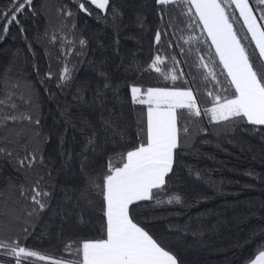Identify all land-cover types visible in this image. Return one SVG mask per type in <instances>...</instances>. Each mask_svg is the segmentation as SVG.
Instances as JSON below:
<instances>
[{
    "label": "trees",
    "instance_id": "trees-1",
    "mask_svg": "<svg viewBox=\"0 0 264 264\" xmlns=\"http://www.w3.org/2000/svg\"><path fill=\"white\" fill-rule=\"evenodd\" d=\"M79 2L33 0L7 33L0 16V240L65 261L82 239L103 237L107 162L144 138L146 106L132 102L130 86L191 88L203 110L215 81L205 80L202 63L219 74L218 58L200 28L186 27L180 6L110 0L107 12L86 4L88 15ZM11 6L0 0V11ZM156 56L161 73L149 69ZM179 112L188 133L167 195L157 194L165 202H138L136 217L180 264H249L264 245V126ZM31 156L30 166L18 163ZM173 195L182 202L167 203ZM7 251L0 249V264H15Z\"/></svg>",
    "mask_w": 264,
    "mask_h": 264
},
{
    "label": "snow or ice",
    "instance_id": "snow-or-ice-1",
    "mask_svg": "<svg viewBox=\"0 0 264 264\" xmlns=\"http://www.w3.org/2000/svg\"><path fill=\"white\" fill-rule=\"evenodd\" d=\"M155 2L159 5L176 4L184 9L182 14L188 18L186 27L200 28L204 43L208 46V55L218 58L219 74L210 64L201 65L209 69L205 80L211 77V81H215V91L207 93L211 97V107L201 110L191 88L142 89L140 86H130L132 102L146 106V132L135 147L117 153L115 159L110 157L107 162V171L102 178L106 219L102 228L103 237L82 239L72 253L75 258L67 261L30 250L21 246L18 240H0V249H7V255L16 258L15 264H25L29 260L49 261L50 264H180L177 256L162 246L136 217L138 202H165L157 194L167 195L166 177L173 172L177 151L182 145L181 134L188 133V128L179 123V110H186L194 117H200L203 111L216 122L244 121L254 126H264V0H253V3L250 0ZM32 3L33 0H11L12 5L18 6L0 11V16L6 21L3 25L5 33L9 25H20L18 16L23 15ZM86 4L107 12L110 0L79 2V9L91 15ZM237 25L240 27L237 28ZM20 30H24L22 26ZM241 32L244 34L240 35ZM160 39L161 32L157 31L155 40L159 43ZM80 44H85V41L81 40ZM203 59L201 57V61ZM162 63L161 57L156 56L149 69L161 73L162 69L157 65ZM210 63L214 61L210 60ZM163 75L165 80L169 79L168 73ZM218 75L224 77L223 82ZM178 78L173 69L170 79L176 81ZM70 79L71 70L65 67L61 80L67 82ZM229 91L231 95L226 94ZM7 119L15 120L16 117ZM36 123L39 124V121ZM3 151L0 149V152ZM34 159V156L25 157L18 163L30 166ZM33 192L32 200L43 209L45 204L39 199L42 194L35 187ZM43 195L47 196V193ZM166 202L182 201L181 197L173 195ZM71 246V242L66 245L69 249ZM249 264H264V245L260 246Z\"/></svg>",
    "mask_w": 264,
    "mask_h": 264
},
{
    "label": "rangeland",
    "instance_id": "rangeland-1",
    "mask_svg": "<svg viewBox=\"0 0 264 264\" xmlns=\"http://www.w3.org/2000/svg\"><path fill=\"white\" fill-rule=\"evenodd\" d=\"M206 115H207V114H206ZM207 117H208L209 120H211V119H210V115H207ZM211 121H212V120H211Z\"/></svg>",
    "mask_w": 264,
    "mask_h": 264
}]
</instances>
